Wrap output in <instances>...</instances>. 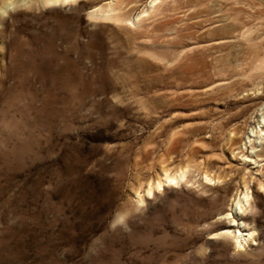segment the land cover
<instances>
[{
  "label": "rangeland",
  "instance_id": "1",
  "mask_svg": "<svg viewBox=\"0 0 264 264\" xmlns=\"http://www.w3.org/2000/svg\"><path fill=\"white\" fill-rule=\"evenodd\" d=\"M0 264H264V0H0Z\"/></svg>",
  "mask_w": 264,
  "mask_h": 264
},
{
  "label": "bare ground",
  "instance_id": "2",
  "mask_svg": "<svg viewBox=\"0 0 264 264\" xmlns=\"http://www.w3.org/2000/svg\"><path fill=\"white\" fill-rule=\"evenodd\" d=\"M183 172V171H182ZM179 175V178H177V179H181L183 176H184V174L183 173H180V174H178ZM167 177V176H166ZM176 178V177H175ZM167 179H169V178H167ZM171 179V178H170ZM174 179V178H173ZM172 180H170V182H171ZM169 182V183H170ZM235 204V203H234ZM229 213V212H228ZM230 230L228 229V228H226V230H225V232H229ZM235 233V232H234ZM248 233H250V232H248ZM245 235V234H244ZM247 240V239H246Z\"/></svg>",
  "mask_w": 264,
  "mask_h": 264
}]
</instances>
